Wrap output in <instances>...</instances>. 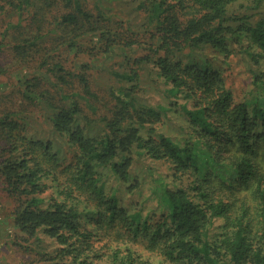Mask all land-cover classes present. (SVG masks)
I'll return each instance as SVG.
<instances>
[{"label":"trees","instance_id":"16d2710c","mask_svg":"<svg viewBox=\"0 0 264 264\" xmlns=\"http://www.w3.org/2000/svg\"><path fill=\"white\" fill-rule=\"evenodd\" d=\"M14 7L0 51L17 68L37 62L14 88L23 103L0 109L16 264H264V0H137L146 17L136 27L105 0L96 15L81 0ZM111 29L148 38L101 92L74 57L91 53L90 33L113 41ZM234 58L251 63L240 96L226 73ZM144 71L166 101L141 94ZM171 113L180 138L161 130ZM147 159L164 160L170 180L148 164L138 172Z\"/></svg>","mask_w":264,"mask_h":264},{"label":"rangeland","instance_id":"374dc122","mask_svg":"<svg viewBox=\"0 0 264 264\" xmlns=\"http://www.w3.org/2000/svg\"><path fill=\"white\" fill-rule=\"evenodd\" d=\"M81 1L83 3V6H85L87 10L91 11L92 14L96 15L98 13L95 7L96 0ZM105 1L111 8H113L114 12L116 11L117 14L123 16L125 19L131 20V23L134 26H139L144 22L146 17L144 11L133 8L137 0ZM14 3L15 0H0V41H8L12 39L10 38L12 29H8L6 30V32L5 29L9 27L10 24H15L17 21V9L14 7ZM24 14H26V12ZM27 16L28 13L25 15V17ZM111 31L114 32V34L111 33L113 34L114 40L116 34L120 36V39L117 38V41H119V43H113L114 40L111 42H105L102 40L99 41L94 36L92 37L93 40L89 42L88 37L92 35L90 33V36L88 35L86 40L85 38L82 39L81 43L83 44L82 48L85 46V50L91 53H88L85 58L83 55L74 57V60L82 59V61L89 63V67L85 68V74L88 76L92 88L97 89L101 92L105 91V89H107L109 85H116V81L113 79L111 75L112 73L109 72V70H111L112 68H124L127 62V59L125 58L127 56L141 53V48H143V46L141 45L144 44L142 42L145 40V38H148V31L144 32L142 31V29H134V31H131V29H111ZM127 37L138 39L140 40L139 42L141 44L138 47H134L135 50L133 49L134 45L122 44L123 41H126ZM43 45L44 42L41 43V46ZM92 46L96 48H92ZM107 47L108 49H106ZM124 53H126V56H124ZM34 55L38 56L37 53H35ZM62 58L64 61H66L65 65L67 67L72 66V63L69 60L71 59V57H69L68 54H63ZM15 59L16 57L8 48L4 47L3 51H0V69L4 70V72H0V109L5 106L16 107L23 103L19 99V91L14 88H16L18 79L23 75L24 72L27 71L31 74V72L34 71V67L37 66V62L30 61L28 66H24L23 64L19 66V68H17ZM250 65L251 63L247 64L241 59L234 58L232 68L226 70V73L227 71L229 72L227 73L228 84L238 96H240L241 93L244 92L243 90L248 87V80L244 71L245 69H248ZM142 77L143 91L141 94L152 101H166V98L162 95L161 91L154 88L155 86L152 84L153 76L150 73H146V71H144L142 73ZM149 84L151 87L149 86ZM8 90H11V94L6 97V94L10 92ZM165 120L166 121L162 123L161 130H163L166 134H170L177 138L183 136L184 131L180 127V117H178L177 114L171 113V115L169 114V116L166 117ZM33 125H39L38 120L34 122ZM40 129L41 128H39L38 130L39 133H46L45 131L43 132ZM144 164L150 165L155 175H160L162 177H166V175H168L167 180H170L169 169L164 160H144L142 163H138L136 165V170H138V172H141L142 168L145 167ZM149 179L150 178L148 177V180L141 187V197H145L151 194V189L149 186L151 184V181H149ZM183 181L186 182V179L184 178ZM152 201L153 200L148 201L149 206L152 205ZM10 204V199L0 191V264H16L21 256L19 251L10 248L8 243H5V240L8 237V232L12 230V225L9 222L10 219L8 220L6 216H4V213L8 211ZM96 230L102 233L99 228H96Z\"/></svg>","mask_w":264,"mask_h":264}]
</instances>
